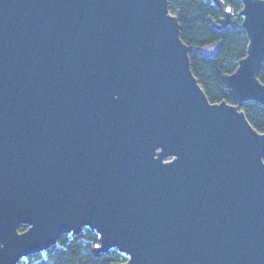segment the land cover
<instances>
[{
    "label": "water",
    "instance_id": "95a60500",
    "mask_svg": "<svg viewBox=\"0 0 264 264\" xmlns=\"http://www.w3.org/2000/svg\"><path fill=\"white\" fill-rule=\"evenodd\" d=\"M242 2L223 80L264 103V0ZM189 52L169 0H0V264L86 227L111 264H264V132Z\"/></svg>",
    "mask_w": 264,
    "mask_h": 264
},
{
    "label": "trees",
    "instance_id": "16d2710c",
    "mask_svg": "<svg viewBox=\"0 0 264 264\" xmlns=\"http://www.w3.org/2000/svg\"><path fill=\"white\" fill-rule=\"evenodd\" d=\"M219 6L215 0H169L172 13L181 24V37L190 46L191 67L212 102L226 100L236 103L244 110L249 121L264 132V103L249 99L237 103L223 80L224 74L232 73L241 58L247 55L249 35L243 25L242 0H222ZM238 15L234 25L221 26L220 18L226 9ZM222 41L214 54H205L200 48ZM258 78L264 82V57L259 67ZM25 225H20L24 230ZM99 244V234L86 227L77 235L64 234L58 242L44 252L27 257L20 264H111L124 262L127 255L116 247L96 255L94 247Z\"/></svg>",
    "mask_w": 264,
    "mask_h": 264
},
{
    "label": "built area",
    "instance_id": "2783aa9c",
    "mask_svg": "<svg viewBox=\"0 0 264 264\" xmlns=\"http://www.w3.org/2000/svg\"><path fill=\"white\" fill-rule=\"evenodd\" d=\"M27 257H28V256H27ZM27 257L23 258L21 261H23V260H26V259H27ZM21 261H20V262H21ZM20 262H19L18 264H20Z\"/></svg>",
    "mask_w": 264,
    "mask_h": 264
}]
</instances>
